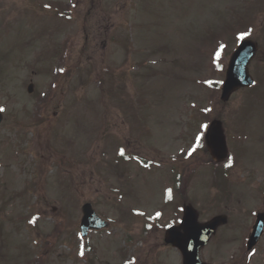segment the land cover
<instances>
[{"label":"rangeland","instance_id":"rangeland-1","mask_svg":"<svg viewBox=\"0 0 264 264\" xmlns=\"http://www.w3.org/2000/svg\"><path fill=\"white\" fill-rule=\"evenodd\" d=\"M24 2L33 4L31 10L7 36H0V48H20L39 36L41 70L51 68L50 58L59 50L57 34L72 40L71 59L76 58L83 39L80 28L87 29L89 43L99 36L100 49L104 27L113 24L116 29L109 39L112 33L119 35L120 49L133 53L121 58L120 69H103L101 51L91 59L82 56L74 67L64 56L62 63L56 62L63 66L58 74L42 73L34 98L15 73L0 81V264H31L37 258L41 264H181L180 254L163 244L165 229L181 218L183 205L175 188L169 183L164 187L166 180L157 168L141 169L134 163L120 167L115 156L122 147L128 155L178 166L180 153L194 151V140L215 118L228 135L235 184L229 193L211 190V174L200 169L190 184L187 203L198 210L200 222L228 217L200 258L208 264H264V235L249 254L244 248L252 213L262 211L255 191L264 193V0H95L96 12L103 14L91 25L81 20L89 0H44V5L57 2L71 11L69 30L64 22L58 32L51 21L62 20L46 9L38 12L33 0H0V7L13 13ZM100 17L110 20L98 25ZM4 18L0 12V22ZM241 34L257 41L261 51L249 66L256 87L221 104L225 68ZM211 84H219L213 96ZM117 94L113 107L124 116H118V138L107 129L102 105ZM40 96L45 99L32 129L33 120L26 122L25 113L33 114ZM100 97H106L102 103ZM22 113L23 122L17 116ZM201 123L206 125L200 128ZM58 152L69 162L74 158L73 185L69 166L59 171L53 167ZM38 171L46 177L39 184ZM164 175H169L168 169ZM26 183L31 185L28 194ZM163 188H172L168 202ZM84 202L110 222L107 230L91 233L86 240L91 250L87 259L77 252L83 241L78 226ZM240 215L242 222H236ZM56 224L61 230L53 232Z\"/></svg>","mask_w":264,"mask_h":264},{"label":"water","instance_id":"water-1","mask_svg":"<svg viewBox=\"0 0 264 264\" xmlns=\"http://www.w3.org/2000/svg\"><path fill=\"white\" fill-rule=\"evenodd\" d=\"M254 50V45L245 42L242 43L238 50L231 56L223 88V101H226L230 94L237 88L250 86L251 80L247 76V65L254 54ZM207 143L216 158L225 156V143L219 124H216L213 130L209 133ZM82 211L84 218L81 223V230L85 231L90 228L98 229V219L92 212L90 206H84ZM224 222V219L216 218L206 226H197L195 214L191 209L187 208L183 224L185 234L179 236L175 229H171L167 232L166 242H169L168 236L174 237L175 242L172 244L181 249L184 256H188V261L191 262L195 258V255H197L198 249L207 242L209 236L214 233L216 227ZM261 223L262 217H259L256 227L254 228L255 233L251 237V245L257 241L261 233Z\"/></svg>","mask_w":264,"mask_h":264},{"label":"snow or ice","instance_id":"snow-or-ice-1","mask_svg":"<svg viewBox=\"0 0 264 264\" xmlns=\"http://www.w3.org/2000/svg\"><path fill=\"white\" fill-rule=\"evenodd\" d=\"M244 36H245V34H241V36H240L239 38H240V39H243ZM222 47H223V46H222ZM3 111H4V109H3V108H0V112H3ZM197 139H199V137H198ZM121 154H123V150L121 151Z\"/></svg>","mask_w":264,"mask_h":264}]
</instances>
